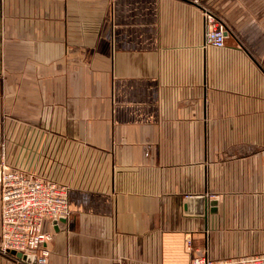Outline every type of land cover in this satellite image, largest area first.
Here are the masks:
<instances>
[{
    "label": "crops",
    "instance_id": "obj_1",
    "mask_svg": "<svg viewBox=\"0 0 264 264\" xmlns=\"http://www.w3.org/2000/svg\"><path fill=\"white\" fill-rule=\"evenodd\" d=\"M0 135L68 186L50 264L264 254V0H0Z\"/></svg>",
    "mask_w": 264,
    "mask_h": 264
},
{
    "label": "built area",
    "instance_id": "obj_2",
    "mask_svg": "<svg viewBox=\"0 0 264 264\" xmlns=\"http://www.w3.org/2000/svg\"><path fill=\"white\" fill-rule=\"evenodd\" d=\"M204 16L206 42L224 46L228 33L226 22L206 6ZM0 189V250L22 264H50L53 232L47 229L46 223L48 220L59 222L69 216L68 186L1 162ZM12 250L29 258H20ZM190 264H264V254L221 259L198 254L192 257Z\"/></svg>",
    "mask_w": 264,
    "mask_h": 264
},
{
    "label": "water",
    "instance_id": "obj_3",
    "mask_svg": "<svg viewBox=\"0 0 264 264\" xmlns=\"http://www.w3.org/2000/svg\"><path fill=\"white\" fill-rule=\"evenodd\" d=\"M0 163H1V135H0ZM202 201H203V199H202V197H197V199H196V202L198 203V210L201 212L202 210H204V207L202 206ZM191 204H192V200H189L188 201V205H189V207L191 206ZM212 204H214V206L212 207V210L213 211H215L216 210V208H217V206H216V204H217V201L215 200V201H212ZM12 253H14V254H16L18 257H20V258H29V257H27V256H25L23 253H21V252H17V251H15V250H12L11 251Z\"/></svg>",
    "mask_w": 264,
    "mask_h": 264
}]
</instances>
